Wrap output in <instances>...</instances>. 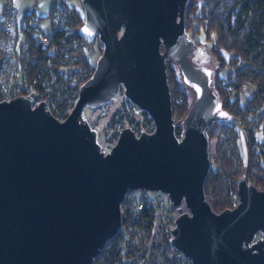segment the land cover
Masks as SVG:
<instances>
[{"label": "water", "instance_id": "95a60500", "mask_svg": "<svg viewBox=\"0 0 264 264\" xmlns=\"http://www.w3.org/2000/svg\"><path fill=\"white\" fill-rule=\"evenodd\" d=\"M191 0H81L79 33L103 52L65 119L35 90L0 99V264H93L122 225L129 191L166 193L178 213L171 245L193 264H264V189L238 179V204L206 199L209 131L234 115L214 91V69L192 60ZM195 98L176 134L167 59ZM152 132L120 130L109 152L87 107L121 90ZM260 234V237L258 235Z\"/></svg>", "mask_w": 264, "mask_h": 264}, {"label": "rangeland", "instance_id": "374dc122", "mask_svg": "<svg viewBox=\"0 0 264 264\" xmlns=\"http://www.w3.org/2000/svg\"><path fill=\"white\" fill-rule=\"evenodd\" d=\"M8 0H0L1 7ZM56 0H12L14 5L20 9V22H24L26 14H29L30 24L34 26L39 25L44 29H48L49 13L52 5ZM61 4V2H58ZM203 0L194 1L195 8L190 14L188 21V33L196 43V51L192 54V60L197 63H203L206 66L214 69L215 85L222 89L223 99L231 106V111L234 113V118L231 121L218 122L213 125L210 130L211 138V167L216 170H223L225 167L230 166V174L224 175V183L228 193L231 195L232 206L235 207L239 198L236 193H232L231 189L234 187V180H238L243 173L253 174L256 178H264V132L263 123H260L261 116L264 118V104H252L250 111L244 108L248 100L252 99L258 91L255 83H251L249 79L243 82V90L238 93L240 88H237L238 73L236 70L245 62H237L236 66H228L229 59L235 56L233 53L225 51L224 57L227 65L219 70V65L213 51L217 46V34L213 31H208L209 24L207 18H202ZM67 4L74 7L83 18H85L84 9L81 0H69ZM61 12V11H60ZM33 13V15L31 14ZM62 15L64 12L62 11ZM31 16V17H30ZM32 27V30L35 27ZM2 52H4V62L0 65V92L10 93L20 90L21 85L29 87L27 81L26 69L28 68L29 60L22 52L15 50L12 45V39L5 40L3 43ZM103 52V44L96 39L95 43L88 44L87 48L80 53L81 60L84 62L76 64L69 60V65L61 69L72 71L73 82L80 83L83 79L91 75L96 67V62ZM79 58V59H80ZM77 60V59H76ZM167 67L169 75L174 77L172 83L178 90L175 93L177 106L180 108L183 104L182 93L185 92L190 102L192 103L195 98V91L187 86L180 75L178 65L170 58L167 59ZM240 98V106H237V99ZM236 101V104L234 103ZM70 112V110H69ZM185 112L179 110L175 112L174 119L175 125L182 123ZM116 116V123H112V118ZM123 116V117H120ZM85 118L90 125L98 132V141L102 145V150L109 152L116 144L120 130L124 127H131L138 135L140 131L152 132L155 125L151 117L147 114L136 113L129 99L125 96L124 90L120 91L119 96L108 104L102 105L97 108L87 107L85 109ZM262 118V120H263ZM60 119H65L61 117ZM183 135V133H182ZM182 135L180 137H182ZM237 189V187H236ZM230 191V192H229ZM212 200V194H206ZM129 208L131 213L135 212V208L127 201L124 200L121 205L122 213ZM169 237V235L167 236ZM260 237V234L258 235ZM118 238L110 240L104 247V253L100 254L94 260V264H105V253L117 243ZM144 242L147 239L144 235ZM163 251L155 252L157 257V264H193L181 252L177 251L171 245H167L166 238L164 239ZM130 259L129 257L126 260Z\"/></svg>", "mask_w": 264, "mask_h": 264}, {"label": "trees", "instance_id": "16d2710c", "mask_svg": "<svg viewBox=\"0 0 264 264\" xmlns=\"http://www.w3.org/2000/svg\"><path fill=\"white\" fill-rule=\"evenodd\" d=\"M194 1L196 0H191L188 8V21L190 14L195 8V5L193 4ZM203 1L204 3L202 6V18L208 19V31H213L217 34L218 47L214 48L213 55L217 59L219 70L221 71V69L228 64L223 53L225 51L233 53L235 54V56L229 59L228 66H236L237 62L240 61H243L246 64L240 66L236 70V72L238 73V82H240L237 86V88H240L238 90V93L243 90V82L245 79H249L251 83H255L258 87L257 94L252 99L248 100L247 105L244 108L249 112L252 104L256 102L264 104V0ZM58 2H61V4H59ZM56 10L64 12L67 21L66 27L55 32L52 42L49 46H37L35 44L31 45V47L29 48V52L25 54V56H27V59L29 60L28 68L26 69V76L29 86L33 90L37 91L40 96H42L43 86L41 84L40 75L45 72L44 66L48 65L49 63L54 64V71L58 73V78L56 84H54L56 93L55 96H53V101L55 102V105L52 108H49V110L58 118H66L69 110L71 111L77 100V92L74 91L79 89L80 83L73 82L74 79L71 76L72 71H68L66 69L62 70L61 67L68 66L69 60H72H67L65 49L67 45L72 41L73 36L83 39L78 30L84 23V18L74 7L69 6L64 0L55 1V3L52 5L48 18H52ZM31 14L33 15V13ZM24 22L27 24V26L30 27V30L28 31V36L30 37L33 26L30 24L29 14H26ZM21 29L23 31L27 30L26 26L24 28L22 27ZM71 30H73V34H70L69 31ZM81 52L82 51H80L75 56L76 58L72 60L73 63L79 64L84 62V60H81L80 58ZM167 73L172 94L173 117L178 109L181 111L183 110V112L187 114L192 103L190 102L185 92H183V104L180 108L177 106L174 99L175 96H177L175 95V93L178 92V90L172 83V79H175L174 77L169 75L168 67ZM91 75L84 78L83 82L90 78ZM72 90L74 91L72 92ZM214 91L222 100L224 108L234 115L233 111H231V106L228 103L230 100H228L227 102L223 99L222 89L218 88L215 85V80ZM21 93L24 94L26 93V91H23ZM0 99H5L4 95L1 92ZM236 99L237 106L241 107L240 98L236 97ZM234 103L236 104V101ZM143 114L147 116V113L143 112ZM115 117L116 116L112 118V123L114 124L117 122ZM262 118L263 116H261V118L259 119L260 123H263L262 121H264V118L263 120ZM262 129L264 132V124ZM183 130V124L176 125V134L179 137L182 135ZM141 132L142 131H140V133ZM224 167L225 168L223 170H216L211 167L205 181V193L212 194L213 199L209 202L212 205L213 210L216 212H221L225 209L233 208L231 195L230 193H228L224 183V177L226 175L231 176L230 166L227 165ZM235 181L236 180H234L233 182L234 187L233 189H231L232 193H236L237 190ZM255 186L258 189H264V178H258V180L255 182ZM172 210L175 211V208L173 207ZM122 214L123 225H125L131 220L132 216L128 208ZM140 216V219H135L134 223L139 227H149L150 222H143V220H149L150 215L148 211H142L140 213ZM166 240L167 245L169 246V240H171V236L166 237ZM123 250V246H119L117 243H115V245H113L110 250L105 253L104 260L106 264H116L117 261L121 260V255L124 254ZM103 252L104 251L102 250L101 253Z\"/></svg>", "mask_w": 264, "mask_h": 264}, {"label": "built area", "instance_id": "2783aa9c", "mask_svg": "<svg viewBox=\"0 0 264 264\" xmlns=\"http://www.w3.org/2000/svg\"><path fill=\"white\" fill-rule=\"evenodd\" d=\"M64 1L67 2L69 0ZM66 22L65 14L62 15L60 10H56L53 17L49 18L48 29L31 24L35 28L29 37L28 31L30 27L25 22H20V9L14 5L12 0H8L0 10V48L2 49L5 40L10 38L12 39L13 48L22 52L24 55L29 52V48L33 44L37 46H49L55 32L66 27ZM25 26L27 30L23 31L21 28ZM69 32L70 34L74 33L73 30ZM87 46L88 43L84 39L73 36L72 41L65 49L67 60L75 59V56L80 51L86 49ZM4 59V52L0 50V65L4 62ZM44 70L45 72L40 75L43 95H39V100L34 105H37L41 100H45L47 108L49 109L55 105L53 101V96L56 93L54 84H56L58 73L54 71L53 63L44 66ZM20 88V90L15 92L1 93L5 99L9 100L21 95L23 91H26L24 94H30L33 91L30 86H24L23 84ZM74 92H77L78 98L79 89ZM257 180L258 178L253 174H247L248 185H255ZM235 186H238V180L235 181ZM210 198V196L206 195L207 200ZM124 200H127L135 208V212L131 213L129 210L132 216L131 220L127 224L122 225L118 235L115 237L118 238L117 244L124 247V254L121 255L122 259L117 261L116 264H157V257L154 256L155 252L164 250L162 246L164 245V239L168 235L172 238L171 230L175 227V219L178 216L177 211L172 210L174 206L170 197L161 191L138 190L129 191ZM144 210H147L150 215L149 220H143V222H150L149 227H139L134 223L135 219H140V213ZM144 235L147 242H144ZM128 257L130 259L126 260Z\"/></svg>", "mask_w": 264, "mask_h": 264}]
</instances>
